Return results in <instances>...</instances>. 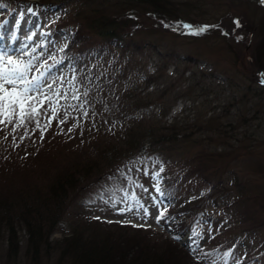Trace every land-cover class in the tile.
Wrapping results in <instances>:
<instances>
[{
	"label": "rangeland",
	"instance_id": "1",
	"mask_svg": "<svg viewBox=\"0 0 264 264\" xmlns=\"http://www.w3.org/2000/svg\"><path fill=\"white\" fill-rule=\"evenodd\" d=\"M22 1L25 2L12 7L8 18L10 26L19 30L21 27L19 21H29V25L37 28L36 36L33 34L34 39L30 44L25 40L31 39V30L25 37L19 36L21 33L18 34L20 42L25 41L23 47H26V51L23 52L7 54L0 46V60L11 59L25 71L24 81L17 82L18 91L25 86L32 90L28 93L30 99L25 105L26 113L23 120H21L19 108L7 120L0 116V121H3L0 122L1 210L4 209L3 204L12 203V206L17 205L13 211H19L25 197H28L31 202L36 192L41 193L38 195V199L41 200L52 181L70 164L80 163L78 168L74 169L83 174L81 171L85 169L82 167L87 162L91 165L103 162L104 156L109 155L113 147L119 154H127L131 146L130 140L134 139L138 132L133 128L134 125H141L137 128L152 127L158 130L172 122L176 124L179 122V127H175V130L180 128L187 134H191V130L194 129L192 120L199 113L206 114V118L211 115L210 118L213 121L209 127H214V132L209 136L210 140L208 138V141L206 139L202 143H199L202 137L197 141L194 140L198 132L192 137L189 136V139H184L188 153L183 154V159L187 158L189 162L190 158L191 166H193V161L197 160L199 163V158L209 160L213 156L215 162L212 163L219 166L222 160L216 155L226 153L230 156L238 152V155L246 159H242L239 167H235L234 170L239 175L238 181L248 188L241 192L239 202L249 208L252 204L251 199L256 201L250 210L244 208L249 213L248 220L243 222L241 212L235 215L229 211L214 208L204 197L208 194L210 187L207 188V185L199 183L198 179H191L192 176L188 175L190 177L186 186L187 190L183 188L176 194L178 197H191V193L196 198L193 199L194 201L204 199L206 202L202 211L196 214L195 220L190 222L187 234L180 238L181 243L191 250L189 253L182 249L179 241L171 236L172 230L169 228L173 222H170L168 217L163 218L167 209L155 191L156 180L161 172L157 165L159 160L145 159L134 163L135 166L132 164L130 169H117L115 180H109L104 183L105 185L98 184L97 188L87 190L93 186L92 182L95 180H92L83 183L81 189L78 187L65 205L63 213L65 219L48 240L50 245L47 251L43 249L40 252L39 264H56L57 252L54 248L65 235L70 233L71 224L69 223L74 222L77 214L81 213L104 225L133 227L147 231L150 235L143 236V245L148 246L150 251L162 257L168 264H244V258H241L244 250L240 246V241L233 244L230 240H234L233 235H238V240H243V232H254L256 233L255 241H242L246 249L244 254L250 255L249 261L245 264H264V245L261 249L259 247L260 242H264V172H262L264 170L257 171L256 166L251 167L255 164L250 159L256 155L255 162L264 163V138H256L250 142L247 140L249 135L247 134L246 139L244 136L246 130L254 131L255 127H259V122L264 123V118L259 120L263 111L261 102L254 94L246 90L248 81L251 80L254 86L256 84V68L248 56L260 43L255 37V29L260 20L264 22L262 14L264 8L245 0L242 1L247 4L240 0H186L191 6L189 8L191 12L182 17L185 22L179 21L177 25L171 26L172 28L156 21L143 19V25L134 32L135 34L133 33V41L154 45L163 55H170L177 59L174 63H168L164 78L155 80L149 86L145 87L142 76L135 78L134 75L138 76L139 72L134 67L127 73L128 76L126 75L130 80L124 79L136 82L134 85L138 89L134 95H138V102L139 100L144 102L147 97L154 96L158 90L169 85H172L169 90L176 87L174 93L187 92L188 96L180 98L165 117L160 115L159 106L162 102H157V105H147L136 113L132 111L134 118L141 117L142 122L136 123L133 118L120 122L118 116L109 115L107 111L101 114L95 113L98 110L97 103L101 104L102 100H110V98L103 96V91L94 85L89 86L94 88L89 94L84 91L88 89L86 86L83 88L73 83L74 74L68 75L71 58L60 57L59 53H55L63 48L65 34H60L59 37L56 35L54 40H47L46 35L52 27V21L57 18V11L49 8L50 6H41L37 2L34 3L38 7L29 4L31 2L28 0ZM253 1L258 2V0ZM85 5L83 1L71 3L67 7L68 13L74 14L78 8L85 11ZM3 7L10 6L0 7V17L4 18L7 11ZM89 8H93V3L92 5L88 3ZM185 25L190 27H184ZM200 29L204 31L200 32ZM5 34L3 40L6 45H9L8 34L7 36ZM0 35H2L1 31ZM158 62V57L153 55L149 60L138 63L139 66H144L142 72L146 74L143 76L150 75L149 71L155 74ZM234 63H237V66H234ZM201 70L204 73H212V76L202 77ZM103 71L102 62L98 60L88 67V73L96 72L101 75ZM179 74H182L181 78ZM132 84L129 82L128 88L132 89L133 87H130ZM232 84L235 87H230ZM203 85L204 89L200 88ZM5 87L10 89L12 86ZM244 91L248 94L244 100H240ZM148 93L154 94L148 96ZM196 97H200L196 99L198 103L192 101ZM89 100H94L96 103H91ZM163 101L167 103L168 98H163ZM29 105L37 109L36 113H32ZM163 107L166 108V104L163 103ZM124 109L130 112L131 104ZM254 112L259 113V118L250 121ZM127 127L129 130H134L130 135H128ZM230 127H247V129L230 131ZM246 147H249L254 155L249 156L246 153ZM4 155L10 156L11 160L3 161ZM154 155L159 159L158 154ZM180 160L181 158L178 157L179 162ZM162 161H166L168 167L171 165L172 168L174 166L176 168L166 177L170 180L178 179L177 174L182 167L174 162L177 158ZM192 171L193 167L190 170L193 175ZM235 184L234 179H228L224 190L234 195L235 191L232 189ZM249 190L252 194L248 192ZM258 192L262 195L259 199H255L254 195ZM81 203H83L82 206ZM129 208H131L130 211ZM121 209L124 211L122 212ZM160 213L163 215L157 223V216ZM237 216L241 223L237 222ZM2 218L6 219L4 216ZM3 223L5 224L6 221L3 220L1 224ZM12 224H14L16 237L19 240L18 246L21 249L16 260L13 259L14 255L8 256L7 232L4 226H1L0 234L4 241H0V264H29V259L24 254L26 234L21 223L15 221ZM129 237L134 238L133 235ZM129 237L125 239L130 240ZM135 241L141 242V239L136 236ZM146 242L148 245L145 244ZM193 248L197 250L194 251Z\"/></svg>",
	"mask_w": 264,
	"mask_h": 264
},
{
	"label": "trees",
	"instance_id": "2",
	"mask_svg": "<svg viewBox=\"0 0 264 264\" xmlns=\"http://www.w3.org/2000/svg\"><path fill=\"white\" fill-rule=\"evenodd\" d=\"M9 1V0H5ZM40 4L56 5L58 13V20L55 23V28L57 30L68 28L70 32L68 51H74L75 58L71 70L74 75V82L85 89V93L89 94L94 90L89 86L94 85L100 91H103V96L109 99L102 100V103H97L98 110L95 113H102L107 111L110 115L118 116L120 122L127 121L129 119H135L136 123H141L140 118H134V113L138 110L146 107L147 105L154 104L157 102H162L159 106L161 117H165L172 106L180 98H186L188 93L173 92L176 87H172L169 90V85L161 90H158L155 94L148 93V96L154 94V96L147 97L144 102L139 100L138 95H134L137 91V86L134 85L135 81H128L127 78L129 72L134 69L139 72V75L144 74L142 69L144 66H139L138 63H142L143 60H149L153 55L158 57L159 62L157 63L155 74L150 76H145L144 82L145 87L149 84L164 78V72L167 68L169 62L174 63L175 57L170 55H163L160 53L158 48L154 45H149L144 42L133 41V33L137 32L144 20L156 21L157 23L164 24L168 28H172L175 24L177 25L183 20V16L191 12L189 9L191 6L186 0H37ZM85 2L86 8L77 9L74 14L68 13V5L71 3ZM240 2L245 3L240 0ZM88 3L92 5L93 8L88 9ZM264 15V12L262 11ZM172 26V27H171ZM135 34V33H134ZM255 37L258 38L259 44L252 49V53L248 56L255 65L256 68V84L252 85L251 80L248 81V86L246 90L254 94V96L261 102L262 117L259 118V113L254 112L251 116V120H262L264 118V22L259 21L257 28L255 29ZM80 46H77V43ZM114 44V45H113ZM189 59V58H188ZM93 60H99L102 62V67L107 68V73L100 76H96V72L87 73L86 68L92 63ZM141 61V62H140ZM166 63H163V62ZM180 61V60H178ZM88 64V65H87ZM237 66V63H234ZM80 72L76 74L77 69ZM186 70H184L185 72ZM184 72H182L184 74ZM202 77H210L212 74L207 75L206 73L200 71ZM204 74V75H203ZM127 75V76H126ZM139 75H134L138 78ZM182 74H179L181 78ZM84 78H91V82L85 81ZM127 78L128 80L124 79ZM159 78V79H157ZM247 78V77H245ZM249 80V79H246ZM133 84L128 88V83ZM235 87L234 84L230 87ZM258 86V87H257ZM200 88L204 89V85ZM210 91V88H208ZM97 92V91H96ZM105 94V95H104ZM248 93L244 91L243 97L245 99ZM105 98V97H102ZM152 98V99H151ZM163 98H168V104L163 101ZM196 97L192 99L194 103L197 102ZM129 100H132L131 102ZM91 103H96L94 100H89ZM246 101H249L246 99ZM163 103L166 104V108L163 107ZM198 103V102H197ZM250 103V102H249ZM131 104V111L128 112L124 108ZM192 104V109H193ZM162 109V113H161ZM196 109V107H195ZM259 109V107H258ZM186 110V108H185ZM131 115V116H129ZM211 115L206 118V114H201L193 118V127L191 134H187L184 129L179 127L178 123H171L166 127H161L158 130L152 127L137 128L141 125H134L133 128L137 130L136 137L130 140V150L127 154H119L115 147L112 151L106 154L103 158V162L99 164H87L82 167L85 169L81 171L80 174L74 168H78V164H70L64 169L63 173H60L53 181L51 186L45 194L42 195V199H38L40 192H36L35 198L30 202L28 197H25L22 205L19 207V211H13L17 205L12 206V203L3 204V210L0 209V227L4 226L5 232H7L6 238V251L8 256L14 255L13 259L16 260L19 250L18 238L16 237V231L14 230L13 222L21 223V227L26 234V244L24 248V254L27 259H29V264H39V254L44 249L50 245L48 242L49 238L57 231V228L61 222L65 219L64 209L65 205L69 200L71 194L75 193L77 188L83 186L85 182H92L93 186L87 188H97L98 184H104L106 182L115 180V171L117 169L131 168L145 159H157L159 160V167L161 172L159 173V179L157 181V190H159L160 200L164 203L168 202L170 204L167 211L173 217L180 216L176 222L173 224V237H178L182 235L185 230H189L190 222L195 220L196 214L201 212L206 206L204 199L202 201H194L196 199L194 195L191 197H186L184 201L175 205V200L171 197L172 193L175 194L173 190V185L170 183L171 180L166 177L171 171H175L176 168H172L171 165L167 166L168 163L164 160H169L170 158H177L176 164L182 167V170L177 174L181 182H184V176L190 175L193 178L198 179L199 183L207 185L210 187L209 192L205 199L209 200V203L213 205L214 208H220L223 211H229L231 213L241 212V217L243 222L248 220V213L244 208L250 210V207L256 201L251 199L252 204L248 208L245 204L239 202V197L242 196V191H246L248 188L241 182L238 181L239 175L234 168L239 167V163L245 157L238 155L230 156L226 153H219L216 155L218 159H221L220 165L215 166L212 162L215 158L212 156L209 160H201L199 158V163L197 160L193 161L194 165L191 166L192 162L189 158L183 159V154L188 153L185 140L189 139V136H193L194 140L203 138L199 143L204 142L208 138L210 140L211 134L214 132V127H209L213 119L210 118ZM259 127H255L254 131H245L244 136L250 142L254 139L264 138V123H258ZM187 125V124H185ZM132 127V126H129ZM155 127V126H154ZM247 127H230V131H236L237 129ZM134 130H129L127 127L128 135ZM181 132V134H180ZM251 137V138H250ZM185 139V140H184ZM249 146V145H248ZM235 148V147H234ZM234 148L232 150H234ZM249 156L254 155L249 147L245 149ZM251 152V153H249ZM3 154H6L3 152ZM154 154H158V158ZM242 154V153H241ZM1 156V153H0ZM256 155L252 156L250 159L253 161L251 167H255L258 171L264 170V163L255 162ZM178 157L181 158L180 162ZM227 158V159H226ZM11 160L10 156L4 155L3 161ZM0 160H2L0 158ZM243 161V160H242ZM196 162V164H195ZM120 166V167H119ZM193 167V175L190 170ZM124 170V169H123ZM264 172V171H262ZM195 175V176H194ZM226 181H225V180ZM228 179H234L236 184L232 192L225 191V183ZM197 180V181H198ZM186 181V180H185ZM205 182V183H204ZM173 183V181H172ZM200 184V185H201ZM99 185V186H100ZM105 185V184H104ZM161 188V189H160ZM246 188V189H245ZM86 190V191H87ZM187 190V189H186ZM190 188L188 189L189 192ZM225 191V192H224ZM252 194V192L249 190ZM41 194V193H40ZM217 194V196L215 195ZM231 194V195H230ZM262 193L258 192L256 198L259 199ZM167 196V197H166ZM188 198V199H187ZM264 200V199H263ZM37 203V204H36ZM83 203H81V206ZM175 205V210L174 206ZM2 216L6 217L3 219ZM85 217V218H84ZM193 217V218H192ZM237 222L241 223L239 216H237ZM6 223L1 224L3 220ZM210 219V218H209ZM71 224L70 233L65 235L64 238L57 244L54 248L56 249V264H168L162 259V257L150 251L148 246H144L142 239L143 236L150 235L147 231L136 229L133 227H121L113 225H104V223L98 222L84 214H77V219ZM243 240H238V235H233L234 240H230L231 243H236L240 241V246H242L241 258H244V264L250 259V255H245V247L242 241H255L256 233L254 232H243ZM129 235H133L134 238L131 239ZM141 239V242L135 241V237ZM129 237L130 240L125 238ZM3 237L0 234V241ZM150 239V238H149ZM147 244V242L145 243ZM148 245V244H147ZM264 245L261 241L259 247ZM183 249V248H182ZM185 250V249H184ZM13 253V254H12ZM198 264V263H195Z\"/></svg>",
	"mask_w": 264,
	"mask_h": 264
},
{
	"label": "snow or ice",
	"instance_id": "3",
	"mask_svg": "<svg viewBox=\"0 0 264 264\" xmlns=\"http://www.w3.org/2000/svg\"><path fill=\"white\" fill-rule=\"evenodd\" d=\"M239 22H237L238 24ZM184 27H190L185 25ZM204 31V29H200V32ZM199 34V33H193ZM25 79V71L20 68L16 62L11 59L7 61L0 60V116H3L6 120L9 119L15 112L17 108H19L21 120L26 113L25 105L27 101L30 99L28 93L32 90L29 87L25 86L18 91L17 82L24 81ZM6 85H11L12 87L9 89L5 87ZM31 107L32 113H36L37 109L35 107ZM3 122V121H0ZM129 211L131 208L128 209ZM123 212L124 209H121ZM145 214H147V210L145 209ZM163 214L160 213L157 216V223H159L160 216Z\"/></svg>",
	"mask_w": 264,
	"mask_h": 264
},
{
	"label": "bare ground",
	"instance_id": "4",
	"mask_svg": "<svg viewBox=\"0 0 264 264\" xmlns=\"http://www.w3.org/2000/svg\"><path fill=\"white\" fill-rule=\"evenodd\" d=\"M261 2H263L262 0H261ZM20 19V18H19ZM9 21H6L5 22V24L3 25V27H2V29L4 28V27H6V24L8 23ZM20 23H17V24H20V28H19V30H17V29H15V27L13 26V27H9V29L6 31L7 33L6 34H8V37H9V42H10V44H9V46H8V48H10V52L11 53H14V52H23L25 49H26V47H23V45H24V43H25V41H27V42H30V44H32V41H33V39H34V35L32 34L31 36L33 37H31V39H29V40H25V41H23L22 40V42H20V39H19V36H21V35H23L24 37L25 36H27L28 34H29V28H30V25H29V21H19ZM39 27V26H38ZM33 29V28H32ZM36 30V29H35ZM19 32V33H18ZM21 33V34H20ZM37 33V32H36ZM18 34H20L19 36H18ZM25 39V38H24ZM20 42V43H19ZM36 42V41H35ZM30 53V52H29ZM154 75V74H153Z\"/></svg>",
	"mask_w": 264,
	"mask_h": 264
},
{
	"label": "water",
	"instance_id": "5",
	"mask_svg": "<svg viewBox=\"0 0 264 264\" xmlns=\"http://www.w3.org/2000/svg\"><path fill=\"white\" fill-rule=\"evenodd\" d=\"M246 1H248V2H250V3H253V4H255V5L259 6V7L264 8V3L254 2V1H252V0H246Z\"/></svg>",
	"mask_w": 264,
	"mask_h": 264
}]
</instances>
